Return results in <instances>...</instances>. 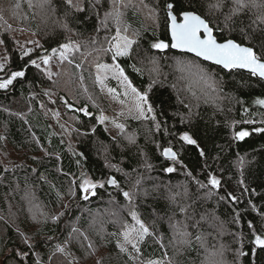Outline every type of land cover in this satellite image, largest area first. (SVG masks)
<instances>
[{
  "label": "trees",
  "instance_id": "1",
  "mask_svg": "<svg viewBox=\"0 0 264 264\" xmlns=\"http://www.w3.org/2000/svg\"><path fill=\"white\" fill-rule=\"evenodd\" d=\"M124 3L122 26L128 27L125 35L136 43L130 56L116 62L133 87L148 93L153 112L148 119H124V131L111 136L97 119L111 108L91 79L97 64L112 61L111 53L98 50L108 47L106 36L116 34L112 20L101 24L105 11L111 10V0L99 4L81 0L84 11L69 7L66 0H50L43 7L42 0H0V44L8 58L0 80L13 71L25 73L0 89V264H140L166 256L174 257L177 264L221 260L264 264V250L250 242L253 232L264 233V132L255 131L264 128V107L255 103L264 99V81L244 71H225L170 47L164 51L151 47L157 41L170 43L166 5L172 3L176 14L187 7L185 0ZM208 18L219 42L231 38L249 45L238 28L220 31L216 19ZM14 27H24L39 40L28 56L21 55L10 37ZM219 28L223 29L222 23ZM72 42L80 46L70 56L79 70L63 62L51 80L32 65ZM153 60L158 74L150 71ZM188 65L203 69L215 90ZM54 92V101L49 102L44 93ZM58 105L63 108L52 124L40 106L54 116ZM65 129L73 145L67 142ZM239 131L249 135L236 140ZM185 132L199 147L180 141ZM127 136H134L135 143L130 144ZM166 147L177 152L179 163L162 155ZM167 167L175 171L168 173ZM82 173L98 183L96 194L87 200L79 189ZM209 174L221 181L220 187L200 189L196 181L207 183ZM109 178L117 181L116 187L106 183ZM185 188L191 198L177 197V203L191 205L188 215L194 219L187 221L169 199ZM125 191L134 193L132 203L124 198ZM132 211L152 233L135 260L129 258L130 247L128 252L117 247L122 243L121 224L135 223ZM202 215L205 220L193 227ZM181 222L188 225L193 243L177 254L172 225ZM196 234L206 237V248L199 247ZM57 245L63 253L56 251ZM221 245L223 256L211 255ZM238 250L246 254L238 256Z\"/></svg>",
  "mask_w": 264,
  "mask_h": 264
},
{
  "label": "snow or ice",
  "instance_id": "2",
  "mask_svg": "<svg viewBox=\"0 0 264 264\" xmlns=\"http://www.w3.org/2000/svg\"><path fill=\"white\" fill-rule=\"evenodd\" d=\"M50 0H42L41 7L48 4ZM66 3L69 7L74 8L76 11H84L85 8L81 7V0H66ZM96 4L100 3V0H95ZM187 4L186 8H182L176 14H173L175 11L174 5L168 3L167 8V19H168V31L170 33L171 41L166 43L164 41H157L151 44L153 49L164 51L167 48L179 49L183 52L192 53L196 57L201 58L204 61H210L212 64L219 65L223 69L233 70V69H244L253 77H258L260 80H264V0H185ZM16 7H19L17 4ZM121 7H127V4L124 3V0H111V10L105 11L104 19L101 21V24L107 25L109 20H112L116 25V34L114 36L105 37L104 42L107 43L108 47H101L99 51H104L111 53L112 64H97V75L96 82L103 85L104 79H107V74L111 73L114 79H117L121 86L125 89V96L131 95L133 108L137 115V119H148V113L153 112V108L149 103L148 93L140 92L132 83L129 81L128 77L124 73V69L116 62L119 57H128L132 54L133 45L136 43L134 39H130L125 33L128 32L127 26H122V15ZM208 17L216 19L217 30L223 31L228 29L229 31L238 30L244 36V39L249 41L248 46H244L241 43L236 42L234 39L228 38L223 42H218L214 33V28L212 26V20ZM222 17V20L220 19ZM0 19H3L0 16ZM247 19V23L245 20ZM223 24V29L219 28V24ZM67 28V25L64 26ZM99 32V27L96 29ZM96 39L92 40V43H96ZM259 47V52L256 51V47ZM60 51L58 53V58L63 63L67 61L69 64L73 63V60L70 59V55L74 52L80 51V46L74 43H66L60 46ZM53 54H56V49H53ZM24 56H28V51L23 53ZM7 59V57H5ZM50 57H43V64L48 65ZM153 68L151 72L158 74L159 69L156 67V61H151ZM32 64L35 65L36 62L32 61ZM39 67V65H36ZM79 67V65H77ZM189 68L196 69V75L199 76L201 80H204L209 87H212L215 90L213 83L209 82V78L204 73L203 69H200L197 65H188ZM3 66L0 65V70ZM139 71V69H136ZM101 73H104L102 76ZM49 76L50 73H46ZM25 73L23 71H13L9 78L0 81V89H7L9 85L13 84V81L17 77H23ZM155 83V80H153ZM151 88V85L149 86ZM115 91L114 89H109V92ZM261 107H264V99H258L255 101ZM87 115V113H85ZM58 115V114H56ZM98 120H101V117H97ZM151 119L154 121L155 116H152ZM249 123L251 121H248ZM117 128L121 132L124 131L123 125L116 124ZM159 127V125H157ZM256 132H264V128L255 129ZM249 135L247 131H239L234 134V139L243 140ZM130 144L135 143L134 136L126 137ZM180 141L185 145L199 147L197 140L193 138L192 135L187 132L179 136ZM200 156H205L203 150L200 151ZM162 155L174 163H179L177 152L173 151L171 147H166L163 149ZM149 168L150 165H147ZM166 172L172 173L175 171L173 167H167ZM191 175V173H188ZM75 183V181H73ZM107 184L116 187L117 181L113 178H109L106 181ZM140 181L137 180L136 184L139 185ZM200 189H217L221 185V181L214 175L209 174L207 177V183H202L199 180L196 181ZM104 184L100 183L99 187H103ZM98 187V184L93 180L87 178L85 174L82 173L81 181L79 184V189L83 195V199L87 200L89 194L95 195V189ZM75 195V193H72ZM147 195V192L144 193ZM213 193L209 191L207 196H211ZM123 196L129 203H132L134 200V193L125 191ZM177 197H182V199H190V194L185 188L184 192L176 193L170 195L169 199L173 204H177L178 210L180 213L185 214V221L188 219H194L193 216H189L188 212L191 208V205L184 203H177ZM232 200L236 198L230 196ZM221 200H224L225 197L221 196ZM194 212L195 209H192ZM115 215V213H113ZM132 220L134 224H128L126 222L121 224L122 231L119 233L122 238V243H119L117 247L121 252H128L129 247L131 253H135V256L129 255L130 259L135 260L140 256L142 251L140 245L145 242L146 237L152 235L149 231V228L141 222L138 218L135 211L131 212ZM56 217H53L55 220ZM205 220V216H200V220L196 221L193 227H196L200 224L201 221ZM188 225L181 222L180 226L176 224L172 225V228L175 232L173 238V245L176 248V253L181 254L183 248H190L192 246V237L187 231ZM251 227V225H250ZM73 231L77 229L73 228ZM83 235V233H81ZM115 235V233H113ZM87 239V237H85ZM241 243L243 242V237L240 238ZM195 241L198 243L200 248H206V237L202 234L195 235ZM250 242L255 249L264 250V233L256 234L253 232L250 236ZM25 244H29L27 238L24 239ZM31 247V245H29ZM89 248L92 247L91 244L88 245ZM215 247V246H213ZM57 252L63 253L64 249L57 245ZM224 246L221 245L220 249L211 253V255L223 256ZM244 253L242 250H238L237 255L243 256ZM16 255L23 257L25 253L17 252ZM99 264V262H98ZM141 264H177L174 257H167L165 259L154 260L148 259L146 261L141 260ZM204 264V262H202ZM213 264H223V261H213Z\"/></svg>",
  "mask_w": 264,
  "mask_h": 264
},
{
  "label": "rangeland",
  "instance_id": "3",
  "mask_svg": "<svg viewBox=\"0 0 264 264\" xmlns=\"http://www.w3.org/2000/svg\"><path fill=\"white\" fill-rule=\"evenodd\" d=\"M31 4H32L33 10H34L36 7L35 1L32 2ZM10 37H11L12 41L14 42L15 47H17V49L20 51L21 55H23V53L25 51H28V53L30 54L31 52L34 51V49L39 44V40L36 37V35L30 31L26 30L24 27H14V30L11 33ZM72 43L77 44L76 42H72ZM60 50H61L60 48L58 50H56V54H53V52H52L49 55H45L47 57H50V60H49V63L47 66H45L43 64V57H45V56L40 57V59L38 61H36V64H35V66L39 65L38 68H40L45 74L50 73L51 74L50 76L48 74H46V75L51 80H54L56 78V76L59 72V69L61 67V64H62L58 58V53ZM73 54L74 53H72L71 55H73ZM5 57H7V54L4 52V50L0 44V65L3 66L2 70H0V79L3 78L2 75L4 73L6 65L8 63V58L5 59ZM64 62H67V61H64ZM72 64L79 70L80 67H77V65H78L77 63L73 62ZM103 64H109L110 65V64H112V61L107 62V63H103ZM96 75H97V68H95L91 74V79L93 81L92 84L94 85L95 88L98 89L99 92H101L103 94L104 99H105V103L111 108V111L109 113H100L99 114V117L102 118V122H101V120H99V121L103 124L105 130L107 131V133L109 135L117 136L121 131L119 128H117L115 126L116 124L123 125L122 121L124 119L129 118V117L130 118H136L137 113L134 110H130L133 108L131 95L125 96V89L121 86L120 82L117 79H114L112 77L111 73L107 74V79H104L103 85L96 82ZM101 75L103 76L104 73H101ZM9 77H7V78H9ZM0 81H2V80H0ZM109 89H114L115 91L109 92ZM44 95L46 96V98L48 99L49 102L54 101L55 92L52 94L51 93H44ZM64 105L67 106V104H64ZM58 106L59 107L53 109L54 116H51L43 106H40L41 111L43 112V114L48 119H50L52 124L55 120L59 119L60 110H61V108H63V106H61V105H58ZM82 111L87 113L85 109H83ZM56 114H58V115H56ZM65 132H66V129H65ZM66 139H67L68 143L72 142V140L70 139L67 132H66ZM72 145H73V142H72ZM83 195H85V194L82 193V196ZM90 195L91 194H89V196Z\"/></svg>",
  "mask_w": 264,
  "mask_h": 264
},
{
  "label": "water",
  "instance_id": "4",
  "mask_svg": "<svg viewBox=\"0 0 264 264\" xmlns=\"http://www.w3.org/2000/svg\"><path fill=\"white\" fill-rule=\"evenodd\" d=\"M169 23V22H168ZM167 28H168V26H167ZM168 34H169V39H170V41H171V37H170V33H169V31H168ZM219 42V41H218ZM223 42V41H222ZM245 46V45H244ZM172 49V48H171ZM173 51H176V52H180V53H187V52H183V51H181V50H179V49H172ZM187 54H189V55H192L193 57H196L194 54H192V53H187ZM196 58H198V57H196ZM198 59H200L201 61H204V60H202L201 58H198ZM204 62H206V63H209V64H212L210 61H204ZM212 65H214V66H216V67H220V68H222L221 66H219V65H215V64H212ZM223 69V68H222ZM223 70H225V71H231V70H226V69H223ZM233 70H239V71H244V72H247L246 70H244V69H233ZM248 73V72H247ZM258 78V77H257ZM259 79V78H258ZM262 81H264V80H262ZM109 185V184H108ZM109 186H111V185H109Z\"/></svg>",
  "mask_w": 264,
  "mask_h": 264
},
{
  "label": "bare ground",
  "instance_id": "5",
  "mask_svg": "<svg viewBox=\"0 0 264 264\" xmlns=\"http://www.w3.org/2000/svg\"><path fill=\"white\" fill-rule=\"evenodd\" d=\"M187 54V53H186ZM189 55V54H188ZM192 56V55H191ZM196 58V57H195ZM198 59V58H197ZM200 60V59H199Z\"/></svg>",
  "mask_w": 264,
  "mask_h": 264
}]
</instances>
